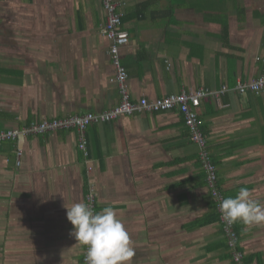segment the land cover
<instances>
[{
	"label": "crops",
	"instance_id": "crops-1",
	"mask_svg": "<svg viewBox=\"0 0 264 264\" xmlns=\"http://www.w3.org/2000/svg\"><path fill=\"white\" fill-rule=\"evenodd\" d=\"M129 43L132 101L183 90L223 94L197 108L203 150L225 198L264 204V0H115ZM102 0H0V131L111 109L121 101L100 34ZM176 109L0 142V264H79L66 207H112L132 264H233L206 186L201 148ZM245 264H264V223H235Z\"/></svg>",
	"mask_w": 264,
	"mask_h": 264
},
{
	"label": "built area",
	"instance_id": "built-area-1",
	"mask_svg": "<svg viewBox=\"0 0 264 264\" xmlns=\"http://www.w3.org/2000/svg\"><path fill=\"white\" fill-rule=\"evenodd\" d=\"M102 5L105 11V23L100 28V34L110 43L108 55L115 72L111 82L115 83L121 92L120 103L109 110L99 113H87L81 116L41 120L32 122L20 129L1 130L0 142L13 141L27 136L43 135L54 131L74 130L78 135V148L87 156L85 132L90 125L111 123L122 116H131L143 112H159L176 109L183 115L185 125L191 130V139L202 149L200 160L205 171L206 186L213 199L218 215V222L226 239L231 260L233 264H245L244 253L240 250L238 234L234 224H228L221 218L220 204L225 197L218 186L216 166L212 163L208 153L203 150L205 138L199 131L201 121L197 114V108L200 106L201 101L225 93L227 91L226 86L222 87L218 93L208 89H198L195 91L183 90L179 94H171L153 102L144 98L138 101H132L126 89L128 73L121 63V52L129 43V34L122 28L121 14L117 10L115 0H102ZM235 89L239 94L253 93L258 95L264 91V75L251 82L238 81ZM87 205L94 209L93 200H89ZM85 256L86 248L83 247L82 259L79 264H85Z\"/></svg>",
	"mask_w": 264,
	"mask_h": 264
},
{
	"label": "clouds",
	"instance_id": "clouds-1",
	"mask_svg": "<svg viewBox=\"0 0 264 264\" xmlns=\"http://www.w3.org/2000/svg\"><path fill=\"white\" fill-rule=\"evenodd\" d=\"M66 207L67 220L72 224V235L86 248L85 264H132L135 247L126 226L112 207L94 212L83 202ZM221 218L228 224L264 223V204L251 198L247 188H240L220 204Z\"/></svg>",
	"mask_w": 264,
	"mask_h": 264
},
{
	"label": "bare ground",
	"instance_id": "bare-ground-1",
	"mask_svg": "<svg viewBox=\"0 0 264 264\" xmlns=\"http://www.w3.org/2000/svg\"><path fill=\"white\" fill-rule=\"evenodd\" d=\"M202 102V101H201ZM51 133V132H50ZM46 134H48V133H46ZM44 135V134H43ZM35 136H37V135H35ZM27 137H29V136H27Z\"/></svg>",
	"mask_w": 264,
	"mask_h": 264
},
{
	"label": "trees",
	"instance_id": "trees-1",
	"mask_svg": "<svg viewBox=\"0 0 264 264\" xmlns=\"http://www.w3.org/2000/svg\"><path fill=\"white\" fill-rule=\"evenodd\" d=\"M122 63V62H121ZM60 119V118H59ZM237 232V231H236ZM239 240V239H238ZM82 259V258H81ZM81 261V260H80Z\"/></svg>",
	"mask_w": 264,
	"mask_h": 264
},
{
	"label": "rangeland",
	"instance_id": "rangeland-1",
	"mask_svg": "<svg viewBox=\"0 0 264 264\" xmlns=\"http://www.w3.org/2000/svg\"><path fill=\"white\" fill-rule=\"evenodd\" d=\"M54 132H58V131H54Z\"/></svg>",
	"mask_w": 264,
	"mask_h": 264
}]
</instances>
